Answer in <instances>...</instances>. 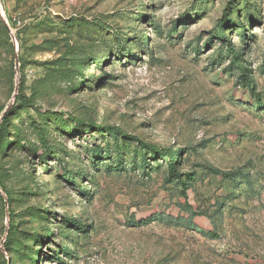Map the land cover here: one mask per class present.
Listing matches in <instances>:
<instances>
[{
  "label": "rangeland",
  "instance_id": "374dc122",
  "mask_svg": "<svg viewBox=\"0 0 264 264\" xmlns=\"http://www.w3.org/2000/svg\"><path fill=\"white\" fill-rule=\"evenodd\" d=\"M0 13L14 36L0 28V264H264V0H0ZM108 130L127 141L120 161ZM131 137L184 150L186 201L163 158L141 169ZM185 204L202 214L190 226Z\"/></svg>",
  "mask_w": 264,
  "mask_h": 264
},
{
  "label": "trees",
  "instance_id": "16d2710c",
  "mask_svg": "<svg viewBox=\"0 0 264 264\" xmlns=\"http://www.w3.org/2000/svg\"><path fill=\"white\" fill-rule=\"evenodd\" d=\"M2 32L4 33L6 39L8 40V37H7V34L5 33V30L3 31V27L1 26L0 27ZM231 55H232V60L235 61L237 59V54L235 52H230ZM235 64L237 65V69L239 70V80L240 82L243 84V86H246L249 88L250 91L253 92V83L252 81L250 80L247 72L245 71V69L240 66L238 64V62H235ZM71 71H74V70H70V73ZM77 74L81 75L80 72H76ZM21 87H19L20 89ZM19 93L16 95V98H15V101L14 102H20L22 103V107H26V104L24 105V102H28V100L25 98V96H23L22 93H20V91H18ZM12 115H16V113L14 114H11L10 117H12ZM8 122V118L7 117H3L1 122H0V128H2V126H4L6 123ZM3 123H5L4 125H2ZM30 128H32L34 130V132H36L37 136H38V139L42 142L41 144V147L43 148L44 152H45V155H48V154H53L55 152V150L52 148V147H48V143L46 142V140H44V137L46 136V132L44 130H41L39 128H36L33 124V122H30ZM4 130V128H3ZM89 130V128H88ZM17 131V136L15 137V143L17 145H19L23 140H25V136L22 135L23 133V130L19 129L16 130ZM3 132V131H2ZM2 132L0 133V144H1V136H2ZM108 134L110 135V137H112V139L114 140V149L115 151H117L115 153V160L117 159L118 161L121 160V153L118 152V147H116V142H117V135L120 136L121 140L126 142L124 139V135H122L120 132H113L111 133L109 130L107 131ZM25 133V132H24ZM21 134V135H20ZM129 139H132V142L135 143L139 149H138V152H137V155L136 156H139L140 158V162H138L140 164V167L141 169L144 171V169L148 166V164L146 163V159L145 158L147 156V154L150 155V158L151 160L153 161H157L158 159L160 158H163L162 160L165 161L166 163V176H165V182L166 183H172V182H175L177 184V186L179 187V194L180 196L186 201L187 200V191L189 190V188L192 186L194 180H195V174L193 172H188V173H181L178 169H177V165H178V162H179V158L181 157V155L183 154L184 150H178V151H171L170 149H163V148H159V147H156V146H153V145H146V144H143L141 141H139L137 138H134V137H131ZM108 148V147H107ZM107 156V153H108V149L106 150H103ZM101 150L98 151V153L92 158V165H96L97 163L95 162L97 158L101 157V154H100ZM42 158V157H41ZM134 159H135V156H134ZM157 166H160V165H157ZM107 170H111L113 169V166L111 165H107L106 166ZM212 173L217 175V176H221L227 180H235L236 178L240 177L242 179H247L248 178V175L247 174H243L242 172H220L218 170H212ZM73 177V176H72ZM0 189L4 192V188L2 187V185L0 184ZM6 194V199H7V205L9 206V197L7 195V193L5 192ZM186 203V202H185ZM3 204H4V201H3ZM186 205V209H189L188 210V213H189V218H188V221L186 225H192V220L193 218H195L196 216H200L202 215L201 213H196L194 211H192L191 207L188 206V204H185ZM45 215H48L47 212H44ZM31 217L33 218H39L40 221L44 224V233H45V236H44V240L47 239L48 236H53L52 233L50 232V230L48 229V225H46L48 218L45 217V216H41L39 215V213L37 211H32L31 213ZM164 220L165 218L162 219V216L160 214L158 215H155L153 217H151L149 219L150 222H153L155 220ZM167 219V218H166ZM180 219H174L173 220V223L175 225H179ZM74 224H75V221H72ZM74 227H77L76 225ZM17 230V224H15V221L14 219H10L9 220V224H8V228H7V233H6V240L5 241H12L13 238H14V232ZM208 236L210 237H213L212 234H207ZM28 239H31L33 241V245L34 247L35 246H40L41 243H42V239L40 238H37L36 235H32L30 236ZM19 245H21L18 249L22 252L24 251V247L25 245L20 241H18ZM18 245V246H19ZM29 251H31V254H26L25 252H23V255H28V259L31 263H34V262H37V259L39 257V252L38 251H33L34 249L32 248H28ZM64 251H66L64 249Z\"/></svg>",
  "mask_w": 264,
  "mask_h": 264
},
{
  "label": "water",
  "instance_id": "95a60500",
  "mask_svg": "<svg viewBox=\"0 0 264 264\" xmlns=\"http://www.w3.org/2000/svg\"><path fill=\"white\" fill-rule=\"evenodd\" d=\"M0 22H1L2 27L5 29V31L10 35L11 40H13L14 39V36H13V34H12V32H11L8 24H7V22L5 21V19H3L1 13H0ZM13 48H14V54H13L14 64H15V67H17L18 66V55H17V48L15 47V44H13ZM17 91H18V86L15 87L14 97L17 94ZM8 110H9V108L7 109V111ZM5 115H6V111L1 116L0 122H1L2 118ZM4 204L7 205V199H6V197H4Z\"/></svg>",
  "mask_w": 264,
  "mask_h": 264
}]
</instances>
